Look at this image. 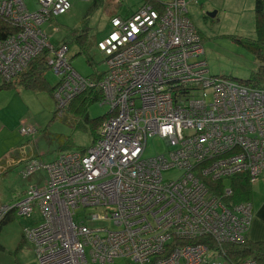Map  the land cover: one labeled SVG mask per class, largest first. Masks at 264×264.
Returning a JSON list of instances; mask_svg holds the SVG:
<instances>
[{
    "label": "built area",
    "instance_id": "obj_1",
    "mask_svg": "<svg viewBox=\"0 0 264 264\" xmlns=\"http://www.w3.org/2000/svg\"><path fill=\"white\" fill-rule=\"evenodd\" d=\"M37 1L30 10L25 0H0V17L18 29L0 38L1 76L14 79L49 49L59 101L97 87L110 109L87 148L46 164L31 159L24 176L42 166L46 181L1 204L0 222L10 212L41 214L23 228L36 264H233L225 245L248 240L254 206L232 200L224 181L247 173L255 184L264 174V87L210 73L190 16L199 0H169L162 9L143 3L113 15L97 42L107 66L100 81L80 74L65 55L68 45L53 46L43 28L71 0ZM150 137L164 140L168 152L146 157ZM174 166L183 175L166 181L163 171ZM200 237L206 240L180 243ZM240 264L260 263L250 257Z\"/></svg>",
    "mask_w": 264,
    "mask_h": 264
},
{
    "label": "rangeland",
    "instance_id": "obj_2",
    "mask_svg": "<svg viewBox=\"0 0 264 264\" xmlns=\"http://www.w3.org/2000/svg\"><path fill=\"white\" fill-rule=\"evenodd\" d=\"M25 2L30 10L40 7L37 0ZM141 2L142 0H101L98 5H94V0H71V8L46 22L43 28L49 34L53 46L69 45L65 55L71 57L72 66L83 76H89L95 71L107 69L105 55L98 49L97 42L110 30L112 16L122 14L127 9L136 10ZM254 7L255 0H199L197 5L190 6V16L204 39L205 57L212 75L240 83L242 79H252L253 74L264 65L253 45L242 40L256 38ZM211 12L215 15H210ZM84 30L87 31L86 43L94 41L89 45V51L85 47V52L90 53L93 58L92 63L87 60L84 50L81 51L84 45L74 41L75 36ZM45 75L50 86L56 85L60 80V76L52 68L47 69ZM0 88H3L0 89L1 205L13 203L23 196L22 192L30 184H42L46 181V170L42 166L34 170V174L32 172L29 176H24L33 157L42 164L56 159L62 151V143L68 139L73 146L65 150L88 147L92 143V133L88 128L76 126L79 118L68 108L77 95L73 97L67 93L60 99V103L56 92L37 91L22 85L6 88L1 74ZM210 92L211 88H208V100L212 97ZM109 109L108 105H102L97 100L89 106L88 113L94 118L104 115ZM24 126L35 128V133H22ZM169 149L170 146L164 140L150 137L145 156L167 153ZM24 156L28 161L24 159L17 165L11 162V159ZM183 172L181 168L174 166L164 170L163 177L166 181L176 180ZM224 183L231 184L230 180H225ZM76 213L77 221L84 219L83 208H78ZM41 219V214L35 211L32 217L16 215L3 225L0 231V264L35 263L33 244L25 238L22 241L23 227ZM120 262L129 264L126 259H120Z\"/></svg>",
    "mask_w": 264,
    "mask_h": 264
},
{
    "label": "trees",
    "instance_id": "obj_3",
    "mask_svg": "<svg viewBox=\"0 0 264 264\" xmlns=\"http://www.w3.org/2000/svg\"><path fill=\"white\" fill-rule=\"evenodd\" d=\"M100 1L101 0H94V5H98ZM142 1H144V3H151L154 7L158 9H162L165 3L162 0H142ZM124 11H125L123 12L124 14H128L134 10L127 9ZM254 11H255V22H256V38H244L242 40L245 43H249L250 45H253V48L257 52L259 60H261L264 63V0H255ZM123 13L119 15H123ZM17 30H18L17 26L13 24L9 19L5 17H0V38H4L9 34L16 32ZM86 33L87 31L84 30L81 34H77V36H75L74 38V41L79 45H84V47H81V51L84 50L83 52L86 53L87 60L92 63L93 58L90 55V53L85 52V47L87 48V50L90 49L89 45H92L94 41L86 43L88 39L86 37ZM65 43L68 44L67 42ZM48 53H49V49H45L42 53L37 55L29 63V65L23 71H21L13 80L6 81L4 79V87L9 88L14 85H22L26 88L34 89L37 91L48 90L50 93H55L56 89L59 86L60 80L56 85L53 86H50L49 85L50 83L47 81L45 75L46 71L47 69L52 68L48 64V61H46V57ZM69 60L71 62V57H69ZM104 73L105 71L102 72L95 71V73L86 77H90L93 80L100 81L103 78ZM240 82L254 87H264L263 85L264 65L260 67L258 72H255L253 74L252 79H248V80L242 79ZM97 100L99 102L103 100V93L101 89L97 87L93 89L88 88L87 90L79 93L77 97L71 101V104L68 105L69 106L68 108L74 112L77 118H79L78 119L79 121L76 123V126L88 128L91 131L92 143L98 138L100 125L107 115V113H105L104 115L97 116L94 118L90 117L88 113L89 106ZM59 109L60 108L57 109L58 112ZM72 146H73L72 142L69 139L64 141L60 147L62 148L61 152L65 151V149H68ZM84 148L87 147H83L82 149ZM211 184L212 186H216L213 183ZM231 184L234 191L232 195L233 197L231 198L232 200L237 202L251 200L253 194V184L250 182L247 173H242L234 177L231 181ZM15 216L16 214L13 212L8 213L0 222V231L3 225L10 222ZM22 239H23L22 241H24V236ZM204 240H206L205 237H200L194 240L180 241V243H198ZM225 248L227 253L226 256L233 262V264H240L243 262V260L250 257L256 259L260 264H264V242H251L249 240H246V242L240 245L226 244Z\"/></svg>",
    "mask_w": 264,
    "mask_h": 264
},
{
    "label": "crops",
    "instance_id": "obj_4",
    "mask_svg": "<svg viewBox=\"0 0 264 264\" xmlns=\"http://www.w3.org/2000/svg\"><path fill=\"white\" fill-rule=\"evenodd\" d=\"M167 1H169V0H166L163 2H167ZM143 3H144V1L141 2L139 7ZM132 10L136 11L134 8H132ZM134 11H132L131 13H133ZM131 13L123 14V15H129ZM25 157L26 156H24V158L16 157L15 159H11L12 160L11 162H13V164L17 165V164L22 163L24 161V159H27V161H28V158H25ZM23 194H25V191L22 192V195ZM20 197H22V196H20ZM20 197H18V198H20ZM251 201L253 202V206H254V217H253L251 228L248 232L247 239L251 242H264V174L261 176V178L259 179V181L257 183L253 184V194H252ZM34 256H35V263L34 264H36L35 251H34ZM117 263L123 264L120 262V260H118ZM124 264H127V263H124Z\"/></svg>",
    "mask_w": 264,
    "mask_h": 264
},
{
    "label": "water",
    "instance_id": "obj_5",
    "mask_svg": "<svg viewBox=\"0 0 264 264\" xmlns=\"http://www.w3.org/2000/svg\"><path fill=\"white\" fill-rule=\"evenodd\" d=\"M210 15L214 16L215 14L213 12H211Z\"/></svg>",
    "mask_w": 264,
    "mask_h": 264
}]
</instances>
